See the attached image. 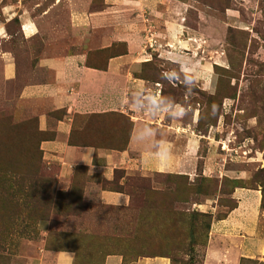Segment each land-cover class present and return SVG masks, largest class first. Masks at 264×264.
<instances>
[{
  "label": "rangeland",
  "instance_id": "374dc122",
  "mask_svg": "<svg viewBox=\"0 0 264 264\" xmlns=\"http://www.w3.org/2000/svg\"><path fill=\"white\" fill-rule=\"evenodd\" d=\"M0 1V264H33L42 251L71 252L75 264H104L111 255L124 264L158 257L203 264L210 225L236 206V192H256L264 219V0H172L171 8L165 6L172 24H182L199 42L160 49L163 56L154 28L145 32V53L152 59L138 76L159 91L149 106L158 122L177 120L176 131L194 141L196 171L191 177H127L113 187L132 197L125 209L89 204L85 182L62 188L59 165L48 163L41 150L39 105L23 97L38 74L32 72L34 59L70 43V33L47 30L27 42L19 18L6 12L12 0ZM110 50L104 58L122 52L117 46ZM179 56L185 57L184 68ZM90 119L116 133L119 128L120 139L111 136L116 143L107 146L126 149L133 126L128 117ZM199 204L218 210L205 212ZM242 264H264V257Z\"/></svg>",
  "mask_w": 264,
  "mask_h": 264
},
{
  "label": "crops",
  "instance_id": "0c3cea01",
  "mask_svg": "<svg viewBox=\"0 0 264 264\" xmlns=\"http://www.w3.org/2000/svg\"><path fill=\"white\" fill-rule=\"evenodd\" d=\"M171 1L102 0L100 7L93 8L95 0H53L49 4L38 0L24 5L12 0L6 8L10 17L19 18L20 31L27 42L47 30L70 33V43L56 44L50 54L42 52L34 57L32 72L37 70L38 74L25 86L23 97L39 105L38 129L45 136L41 150L48 163L59 165L60 185L70 188L74 183L85 182L84 200L89 204L129 208L132 197L113 187L122 186L127 177L137 174H195L194 141L186 132L176 131L177 120H156L158 114L149 104L153 94L159 92L158 87L138 76L152 59L145 53V32H151L152 27L161 56L164 53L160 49L171 52V48L189 46L191 40L199 42L182 24H172L168 16ZM53 12L55 23L51 24ZM39 20L44 24L38 25ZM114 46L122 52L104 58ZM43 47L46 48V41ZM178 58V64L184 68L185 57ZM15 71L10 67V78ZM106 115L128 117L132 122L125 150L107 146L116 143L110 140L111 136L120 139L119 128L116 133L114 127L90 121L92 117ZM118 171L124 172L119 180ZM234 196L236 207L225 218L213 219L203 264H242L245 259L264 257V219L259 195L245 191ZM197 207L205 212L209 208L218 210L207 204ZM38 258L33 264L76 262L71 252L42 251ZM104 264L124 262L122 257L111 255ZM134 264L172 262L158 257L143 258Z\"/></svg>",
  "mask_w": 264,
  "mask_h": 264
},
{
  "label": "trees",
  "instance_id": "16d2710c",
  "mask_svg": "<svg viewBox=\"0 0 264 264\" xmlns=\"http://www.w3.org/2000/svg\"><path fill=\"white\" fill-rule=\"evenodd\" d=\"M235 207H236V206H235ZM235 207H234V208H235ZM234 208H232L231 210H233ZM231 210H230V211H231ZM210 226H211V225H210Z\"/></svg>",
  "mask_w": 264,
  "mask_h": 264
}]
</instances>
